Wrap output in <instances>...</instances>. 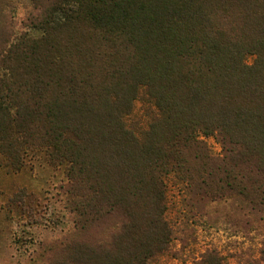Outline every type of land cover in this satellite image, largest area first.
I'll return each instance as SVG.
<instances>
[{"label": "trees", "instance_id": "trees-1", "mask_svg": "<svg viewBox=\"0 0 264 264\" xmlns=\"http://www.w3.org/2000/svg\"><path fill=\"white\" fill-rule=\"evenodd\" d=\"M32 2L28 30L0 26V155L64 165L75 216L38 264L167 254L170 175L191 207L230 200L239 231L262 236L242 264H264V0ZM141 90L155 113L137 133L125 117ZM194 264L230 262L209 245Z\"/></svg>", "mask_w": 264, "mask_h": 264}, {"label": "rangeland", "instance_id": "rangeland-1", "mask_svg": "<svg viewBox=\"0 0 264 264\" xmlns=\"http://www.w3.org/2000/svg\"><path fill=\"white\" fill-rule=\"evenodd\" d=\"M33 11L32 0H0V26L18 35L29 29L28 16ZM246 62H252L251 55ZM154 113L141 90L125 123L141 132ZM200 138L210 155H222L215 135ZM166 183V217L175 230V240L170 251L151 264H194L209 245L220 248L230 264H242L246 257L257 256L262 236L239 231L234 225L239 216L230 200L206 205L197 201L191 207L172 175ZM65 186L64 165H48L42 151L29 150L20 170L6 165L0 155V264H38L37 256L44 246L74 230L75 216L66 207Z\"/></svg>", "mask_w": 264, "mask_h": 264}]
</instances>
